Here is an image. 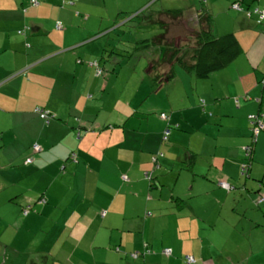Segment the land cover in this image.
Here are the masks:
<instances>
[{"label":"crops","instance_id":"obj_1","mask_svg":"<svg viewBox=\"0 0 264 264\" xmlns=\"http://www.w3.org/2000/svg\"><path fill=\"white\" fill-rule=\"evenodd\" d=\"M233 1L184 0L189 15L180 18L188 27L209 12L216 35L235 32L243 53L208 78L176 66L156 84L152 61L136 75L134 62L115 56L127 2L0 0V264H188L186 255L193 264H264L249 236L264 223L253 193L264 181V131L250 177L240 173L249 116L264 113V22ZM239 2L264 9V0ZM123 76L133 83L124 97ZM42 107L55 118L44 121ZM146 247L153 253L142 255Z\"/></svg>","mask_w":264,"mask_h":264},{"label":"trees","instance_id":"obj_2","mask_svg":"<svg viewBox=\"0 0 264 264\" xmlns=\"http://www.w3.org/2000/svg\"><path fill=\"white\" fill-rule=\"evenodd\" d=\"M240 0H235L231 3V8L235 10H243L245 11V15L248 18H252L257 22V24H262L264 22V17L262 16L264 14V9L256 8L257 6L253 8H244L240 4V9L234 8V4L238 3ZM240 3V2H239ZM203 9H200L197 12L198 15V26L199 29L194 30L193 34V45H179L178 41L176 39L169 40L167 38L168 35V29L172 24L170 21L165 20L161 18V16L165 15L167 18L170 19H179L182 20L183 18H180L183 16V10L182 9H166L161 10L159 12V18L155 19L156 16L154 14H151L149 16V19H151L155 23H160L162 27H165L164 32L157 34L151 39H146L144 42H150L153 46L161 44V47L164 48L163 50V56L161 59L158 60H152L151 69L155 76V83L160 84L161 81L164 80H170L175 77L176 74V66H180L186 70H189L196 78H208L214 73H216L219 70H222L229 65H231L242 53L243 49L241 46V43L236 35L235 32H229L220 36H217L214 33V29L216 28L215 22L212 20V15L207 11H202ZM257 10V11H256ZM140 16V14H137L136 16L131 17L130 19H133L134 17ZM127 22V23H126ZM126 24H123L121 26H127L129 24L130 20L126 21ZM175 25V23H173ZM173 25V27H174ZM170 28V32H171ZM179 40L182 41L183 37L182 35H178ZM148 44V45H150ZM156 72V75H155ZM42 111H46L47 109L41 108ZM48 111V110H47ZM37 113L40 115V117L46 121L50 122L55 116L52 114L51 111H49V114H51V117H42L41 111H37ZM254 117L251 119L249 117V123H250V129L251 126L259 125V123L262 124V127L260 128V131L257 134L252 133L251 135V141H249L246 145L242 147L243 149V162L241 164L240 173L241 176L249 178L251 167H252V160L253 155L255 151V145L258 141L259 135L262 131H264V113H254L251 114ZM257 115V116H256ZM81 123V119H77ZM252 121L254 123L252 124ZM113 125H109V127H112ZM77 127V136L79 139L82 138L81 132L83 125L79 124ZM86 130V129H85ZM165 141V140H164ZM34 143L32 146V154H36L42 150V147L40 150L35 149ZM40 145V144H39ZM164 152L162 150H158L155 153L152 154L151 161H152V169H149L145 172V178L149 181H152L154 178V171H157L159 168H161L160 164V158L164 157ZM77 153H71V158L76 160ZM34 161V156L31 155L26 158L25 163L30 164ZM123 176H126V174H123ZM128 179V177H127ZM223 180H220L221 182ZM227 182V181H224ZM254 182L258 183L256 186V189L253 191L256 195H260L258 199L255 198V204L261 205L264 203V193H263V187H264V181L262 179L254 180ZM230 185V188H226L227 190H234L236 189L235 185L227 182ZM40 202L44 203L43 200H45V203L47 200L43 197V194L39 197ZM28 207L25 210H28ZM23 209V210H24ZM165 249V248H164ZM164 249L159 251L162 255L166 257H170L173 254V250L171 254H167L164 252ZM153 253V249H149V247H146V251L141 253L142 255L151 254ZM188 255L185 256V260L188 264H193L197 262H188ZM196 259V258H195Z\"/></svg>","mask_w":264,"mask_h":264},{"label":"rangeland","instance_id":"obj_3","mask_svg":"<svg viewBox=\"0 0 264 264\" xmlns=\"http://www.w3.org/2000/svg\"><path fill=\"white\" fill-rule=\"evenodd\" d=\"M120 5L123 6L124 2H127L126 5V11L121 15L120 23L124 21H132L127 26H130V34H128V30L126 29L127 26H121V29L123 30L121 35H114V38L118 44V50L116 51L115 56L119 59V61L124 63L134 62L135 63V72L136 75L138 73L143 74L145 71L146 66L150 61H152L154 58H157L161 54V49L164 50V48L161 47V44L153 46L150 44V42H144L146 39H151L157 34H160L164 32L165 27H162L160 23H155L151 19H149V16L151 14H154L156 16L155 19L159 18V10L164 8H182L183 12L189 15V6L183 5L184 0H119ZM233 9V8H232ZM235 10V9H233ZM229 17L232 18L233 11L231 9H226ZM243 12V10H235V12ZM137 14H140V16L134 17L133 19H130L133 16H136ZM237 15V13H236ZM161 18L170 21L172 26L168 29V35L167 38L169 40L176 39L180 45H193L195 41H193V34L194 29L197 28L198 23L196 21L198 20V15L196 14L193 16V19L187 22L188 27H185V22H182V20L179 19H170L167 18V16L163 15ZM227 20H225L226 22ZM127 23V22H126ZM124 23V24H126ZM175 23V25L173 24ZM174 25V27H173ZM132 30V31H131ZM222 32H225V30H222ZM214 33L216 34V30L214 29ZM178 35H182L183 40L180 41L178 38ZM150 44V45H148ZM116 46V45H115ZM108 55L112 54L109 53ZM133 83L130 84V82L127 81L126 77H121L119 80V86L118 89H120L123 93L121 96H127L130 90V86ZM120 94V93H119ZM260 195H256L255 198L258 199ZM256 202V201H255ZM256 207V206H255ZM247 212H251V209L247 210ZM245 214V210L243 209V216ZM250 226L251 223L244 220L243 226ZM263 226V227H262ZM262 226L257 227L254 234H250V239L252 240V243L255 246V252L257 251V257L260 255L261 250L263 249L264 253V223H262ZM247 247L248 245L243 243V252L247 253ZM261 249V250H260Z\"/></svg>","mask_w":264,"mask_h":264},{"label":"built area","instance_id":"obj_4","mask_svg":"<svg viewBox=\"0 0 264 264\" xmlns=\"http://www.w3.org/2000/svg\"><path fill=\"white\" fill-rule=\"evenodd\" d=\"M233 7L236 8V9H240V3L238 2V3L234 4ZM256 11H257V10H256ZM262 16L264 17V14H263ZM37 111H41V113H42V117H47V116H48V117H51V116H50L51 114H49V111H47V110H46V111H42L41 108H38ZM256 116H257V115H256ZM249 117L252 119L254 116H253V115H250ZM161 118H163V119H167V118H168V115H167L166 113H161ZM253 123H254V121H252V124H253ZM261 127H262V124H261V123H259V125H254L253 127L251 126V132H252V133H255V134L258 135V133H259ZM169 132H170L169 129H167V130L165 131V134H164V138H165V139L168 137ZM35 149H36V150H40V149H41L40 145H39V144H35ZM123 179L127 180V177H126V176H123ZM220 184H221L223 187L230 188V185H229L227 182L221 181ZM43 201H45V200H43ZM30 208H31V206L28 207V210H29ZM25 211H27V210H25ZM164 252L167 253V254H171V253H172V249H171V248H165V249H164ZM139 254H140L139 252H134V253H132V256H133V257H138ZM187 258H188V262H189V263H191V262H195V258H194L193 256H188Z\"/></svg>","mask_w":264,"mask_h":264},{"label":"clouds","instance_id":"obj_5","mask_svg":"<svg viewBox=\"0 0 264 264\" xmlns=\"http://www.w3.org/2000/svg\"><path fill=\"white\" fill-rule=\"evenodd\" d=\"M164 113V112H163ZM161 116V115H160ZM169 129V128H168ZM170 130V129H169ZM140 255V254H139ZM188 256H193V255H188ZM194 257V256H193ZM136 258V257H135ZM195 258V257H194ZM196 260V259H195Z\"/></svg>","mask_w":264,"mask_h":264}]
</instances>
